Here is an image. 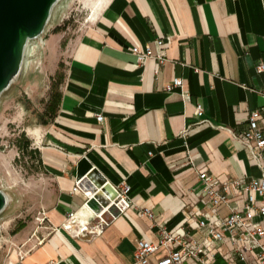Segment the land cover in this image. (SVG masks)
Segmentation results:
<instances>
[{
  "label": "crops",
  "instance_id": "obj_1",
  "mask_svg": "<svg viewBox=\"0 0 264 264\" xmlns=\"http://www.w3.org/2000/svg\"><path fill=\"white\" fill-rule=\"evenodd\" d=\"M93 13L59 52L56 35L46 42L62 80L52 117L30 138L54 182L43 207L48 226L3 264H140L136 239L156 240V223L177 229L183 208L203 205L199 171L220 180L260 175L232 132L247 128L250 110L264 109V0H107ZM156 38L165 43L163 61L136 63L131 46L155 54ZM197 103L210 124H196ZM82 156L111 184L128 183L129 199L156 223L129 208L95 238L74 237L66 213L92 216L85 190L71 192ZM147 264H157V254Z\"/></svg>",
  "mask_w": 264,
  "mask_h": 264
},
{
  "label": "built area",
  "instance_id": "obj_2",
  "mask_svg": "<svg viewBox=\"0 0 264 264\" xmlns=\"http://www.w3.org/2000/svg\"><path fill=\"white\" fill-rule=\"evenodd\" d=\"M43 33L35 39H42ZM157 52L150 47L140 48L132 45L131 53L136 63L141 64L150 57L163 61V39L156 38ZM263 65L259 64L258 69ZM174 84H179L176 81ZM169 89V87H168ZM197 125L210 124L203 117V107L195 105ZM101 121L103 116L96 115ZM247 128L238 133L232 132V137L249 153L260 169V175L254 178H227L220 180L215 174L206 170L198 172L202 187L197 193L201 207L183 208L184 220L177 229L168 230L163 223H156L151 210L146 207H136L129 199L130 186L125 181L113 185L115 196L108 198V203L101 206L98 212L87 204L91 197L85 192V207L91 211L89 219L79 216L75 210L66 213L63 225L70 233L79 239L91 240L119 214L126 209L136 208L140 215H146L158 225L156 240L140 237L135 240L133 257L140 264H147L150 255L157 254V264H264V109L255 108L247 116ZM260 123V124H259ZM80 180L75 178L71 192L80 191ZM227 209L225 214L219 212V207ZM37 220L47 227L48 219L45 210L41 208ZM195 230L200 237L192 235ZM227 245L224 252L219 249ZM20 254L25 251L19 249ZM221 260V261H219Z\"/></svg>",
  "mask_w": 264,
  "mask_h": 264
},
{
  "label": "rangeland",
  "instance_id": "obj_3",
  "mask_svg": "<svg viewBox=\"0 0 264 264\" xmlns=\"http://www.w3.org/2000/svg\"><path fill=\"white\" fill-rule=\"evenodd\" d=\"M107 0H62L50 17L42 39L26 55L19 76L0 96V189L10 196L0 213V264L13 250L36 239L42 225L37 220L41 208L51 203L54 182L43 170L40 156L34 155L30 130L46 123L56 107V93L62 80V65L53 69L46 42L56 35V49L77 34L94 10ZM57 15V16H55ZM30 145L24 147L25 139ZM28 232L18 243L14 236ZM26 246V245H25Z\"/></svg>",
  "mask_w": 264,
  "mask_h": 264
},
{
  "label": "water",
  "instance_id": "obj_4",
  "mask_svg": "<svg viewBox=\"0 0 264 264\" xmlns=\"http://www.w3.org/2000/svg\"><path fill=\"white\" fill-rule=\"evenodd\" d=\"M59 0H0V96L19 76L28 41L38 38ZM75 178L91 197L86 204L95 212L115 196L112 184L82 156L76 163ZM0 189V213L6 206Z\"/></svg>",
  "mask_w": 264,
  "mask_h": 264
},
{
  "label": "bare ground",
  "instance_id": "obj_5",
  "mask_svg": "<svg viewBox=\"0 0 264 264\" xmlns=\"http://www.w3.org/2000/svg\"><path fill=\"white\" fill-rule=\"evenodd\" d=\"M61 2H62V0H59L56 4H55V6L53 7V9H52V13H51V19H52V17L54 16V14H55V12H56V10H57V8L61 5ZM92 15H94V13L92 14ZM55 16H57V15H55ZM36 39H31V40H29L28 41V44H27V46H26V49H25V53H24V59H23V63H22V68L24 67V65H25V63H26V55L31 51V49L33 48V46H35V41ZM15 81V80H14ZM13 81V82H14ZM3 191V190H2ZM4 193H5V196H6V200H7V202H6V206L9 204V202H10V196L5 192V191H3ZM5 206V207H6Z\"/></svg>",
  "mask_w": 264,
  "mask_h": 264
},
{
  "label": "trees",
  "instance_id": "obj_6",
  "mask_svg": "<svg viewBox=\"0 0 264 264\" xmlns=\"http://www.w3.org/2000/svg\"><path fill=\"white\" fill-rule=\"evenodd\" d=\"M57 97H58V93H56V101H57ZM24 141H25L24 147L26 148V147H28L30 145V141L27 138ZM31 152H32V154L39 156V152H38V150L36 148L31 149Z\"/></svg>",
  "mask_w": 264,
  "mask_h": 264
}]
</instances>
